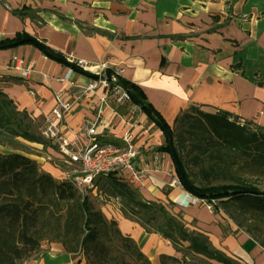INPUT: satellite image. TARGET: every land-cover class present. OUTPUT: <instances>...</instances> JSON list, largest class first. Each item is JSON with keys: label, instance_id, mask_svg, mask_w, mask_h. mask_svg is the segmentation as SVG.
Segmentation results:
<instances>
[{"label": "crops", "instance_id": "crops-1", "mask_svg": "<svg viewBox=\"0 0 264 264\" xmlns=\"http://www.w3.org/2000/svg\"><path fill=\"white\" fill-rule=\"evenodd\" d=\"M19 33L39 39L67 60L102 63L136 83L171 126L181 112L197 106L228 111L264 129V0H0V40ZM15 65L31 66L32 71L25 74ZM68 66L34 43L0 48V90L17 110L27 112L32 125L40 121L37 131L33 129L42 138L41 126L54 106L55 93L63 92L71 101L80 95L65 115L62 134L81 145L88 138V121L97 114L100 90L82 94L75 84H86L91 77L78 70L72 82L62 81ZM127 130L139 150L133 161L140 177L126 168L108 175L126 182L142 200L164 204L189 230L205 233L214 248L240 264H264V247L255 243L247 248L251 234L222 207L211 210L199 202H184L196 194L175 182L179 173L174 157L163 149L167 135L138 102L105 107L97 137L123 152ZM43 169L67 178L59 168ZM99 187L93 182L88 188L97 196ZM103 195L108 198L101 208L104 214L117 220L122 233L136 241L152 264H161L162 254L184 257L169 238L126 217L118 197ZM197 257L203 263L195 264H223ZM26 260L89 264L82 254L49 241Z\"/></svg>", "mask_w": 264, "mask_h": 264}, {"label": "trees", "instance_id": "trees-1", "mask_svg": "<svg viewBox=\"0 0 264 264\" xmlns=\"http://www.w3.org/2000/svg\"><path fill=\"white\" fill-rule=\"evenodd\" d=\"M24 37L30 35L19 33L0 43ZM125 80L137 97L153 108L151 113L142 107L151 118L171 130L172 144L167 137L163 149L177 154L184 174L179 179L185 188L184 180L201 193L197 196L215 199V210L222 207L236 219L252 236L247 248L255 243L264 247V188L256 181L264 178V129L251 121H240L228 111L209 112L197 106L181 112L171 126L147 100L142 88ZM133 101L137 102L134 97ZM0 134L46 143L33 129L27 112L17 110L1 90ZM230 161L248 177L213 183L212 177L220 176L218 170L224 171ZM192 165L200 167L202 183L193 177ZM95 178L96 185L104 181L102 190L107 196L119 198L126 217L149 232L169 238L184 253L182 259L162 254L161 264L203 263L198 255L223 264H240L214 248L208 235L189 230L164 204L142 200L126 182L111 175L101 173ZM91 193L88 187L81 190L70 178H56L23 152L0 151V264H21L39 252L44 241L61 243L68 252L82 254L89 264H152L136 241L122 233L117 220L108 218L95 204Z\"/></svg>", "mask_w": 264, "mask_h": 264}, {"label": "built area", "instance_id": "built-area-1", "mask_svg": "<svg viewBox=\"0 0 264 264\" xmlns=\"http://www.w3.org/2000/svg\"><path fill=\"white\" fill-rule=\"evenodd\" d=\"M14 62H18L19 58L14 57ZM69 61L76 65L94 71L102 75L106 70V66L102 63H89L85 59L76 58ZM15 68L24 71L25 74H29L32 71L31 66L20 67L15 65ZM77 70L68 66L65 74L61 78L62 81L72 82V78ZM81 89L82 94L89 92H96L98 96V107H96L97 114L93 119L87 123V140L78 145L77 142H70L62 134L63 121L66 113L73 108V106L79 102L80 95L73 101L66 99L63 92L55 93V103L51 111L46 115L44 123L41 126V135L54 143L61 154L70 160L72 163L79 165L84 175H77L71 177L74 183L83 190L86 187H90L93 183V178L101 173L108 174L111 171H118L121 168H126L132 172L133 177L138 178L140 174L136 170L134 165V158L139 154V150L136 148L133 142V134L130 130H127L123 136V141L126 144V148L123 152L116 150L112 143L102 142L98 137V124L100 117L103 114L105 107H119L127 103H133V97L131 93L118 81L110 80L107 76H100L98 78H90L86 84H75ZM156 166L160 161L159 156L154 157ZM181 184V181L177 179L175 181ZM185 203H202L211 210L215 209L216 200H207L197 195L190 194L188 198L184 200ZM21 264H27L25 259Z\"/></svg>", "mask_w": 264, "mask_h": 264}, {"label": "rangeland", "instance_id": "rangeland-1", "mask_svg": "<svg viewBox=\"0 0 264 264\" xmlns=\"http://www.w3.org/2000/svg\"><path fill=\"white\" fill-rule=\"evenodd\" d=\"M40 121H37V124L33 123L34 129L40 124ZM46 143H35L32 141H28L23 137L13 138L10 135L0 134V151L4 153H9L13 151H20L35 159L40 167L43 169V166L56 167L58 170L63 172L62 176H66L67 178H71L77 175H84V172L81 170L79 165L72 163L66 157L61 155L59 148L54 145L51 141L45 139ZM44 170V169H43ZM190 171L195 178L197 183H202V175L200 167L190 166ZM220 176L217 178L212 177L213 183H222V182H233L236 179L241 177H248L241 169L240 166L234 164L230 161L229 166L223 171L218 170ZM258 185L261 188H264V178L256 179ZM104 184V182H103ZM90 188V187H89ZM102 190V185L99 187ZM99 189V190H100ZM100 194H103V190ZM99 195L95 196L91 193L92 198L95 201V204L102 208L103 203L105 202L106 196L103 195L101 197ZM108 199V198H106ZM121 205V204H120ZM236 222V219H233Z\"/></svg>", "mask_w": 264, "mask_h": 264}, {"label": "water", "instance_id": "water-1", "mask_svg": "<svg viewBox=\"0 0 264 264\" xmlns=\"http://www.w3.org/2000/svg\"><path fill=\"white\" fill-rule=\"evenodd\" d=\"M31 41L33 43H35L36 45H38L42 50H44L47 54H49L50 56L54 57L55 59H59L62 60L64 62H66L68 65L74 67L76 70H78L80 73L89 76L91 78H98L100 76L104 77L107 76L110 80H116L118 82H120L125 88L129 89L131 92V95L136 99V101L142 106L145 107L149 112L154 113L153 108L150 105H146L140 98L137 97V95L135 94L134 88L132 86L129 85V83L123 79L120 75L113 73L111 70H106L102 75H100L99 73H96L94 71L82 68L78 65H76L75 63L67 60L65 57L57 54L56 52H54L50 47H48L46 44H44L42 41H40L39 39L35 38V37H24V38H20V39H16L13 40L11 42L8 43H0V48H4V47H12L24 42H28ZM162 129H164L169 142L172 144L173 141V134L171 132V130H168L165 128V126L161 125ZM173 157L178 169V173L179 175L183 178L184 174H183V170L181 167V163L179 158L177 157V154L173 152ZM185 184L187 185L188 189L190 191H192L193 193H195L196 195H201L200 192H198L197 190H195L186 180H184Z\"/></svg>", "mask_w": 264, "mask_h": 264}]
</instances>
